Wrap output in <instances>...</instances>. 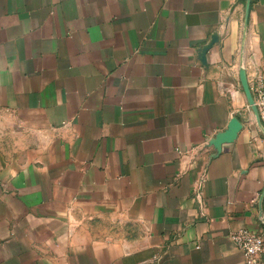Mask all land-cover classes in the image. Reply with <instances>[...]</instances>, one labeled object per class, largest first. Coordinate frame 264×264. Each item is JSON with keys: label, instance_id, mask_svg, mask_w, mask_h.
Segmentation results:
<instances>
[{"label": "crops", "instance_id": "0c3cea01", "mask_svg": "<svg viewBox=\"0 0 264 264\" xmlns=\"http://www.w3.org/2000/svg\"><path fill=\"white\" fill-rule=\"evenodd\" d=\"M246 3L0 0V264H245L231 233L264 234Z\"/></svg>", "mask_w": 264, "mask_h": 264}, {"label": "built area", "instance_id": "2783aa9c", "mask_svg": "<svg viewBox=\"0 0 264 264\" xmlns=\"http://www.w3.org/2000/svg\"><path fill=\"white\" fill-rule=\"evenodd\" d=\"M249 87L260 121L264 124V79L258 76L254 77ZM230 239L242 253L245 264H262L264 259V234L240 229L231 233Z\"/></svg>", "mask_w": 264, "mask_h": 264}, {"label": "water", "instance_id": "95a60500", "mask_svg": "<svg viewBox=\"0 0 264 264\" xmlns=\"http://www.w3.org/2000/svg\"><path fill=\"white\" fill-rule=\"evenodd\" d=\"M250 4H251V0H247V3H246V21L248 20ZM239 78H240L241 87L245 93V97H246L248 106L253 111L254 115L256 116L257 123L259 125H261L259 114H258L256 106L254 105V100H253V97H252V94L250 91V87H249V83H248V79H247L245 70L240 71ZM242 128L243 127L241 126L240 122H238V120H234L232 122V124L230 125L229 129L225 133L219 134L217 136V138L211 142V146L215 147L217 154L221 150L220 149L221 145L224 143L233 141L235 139L236 135L238 134V132Z\"/></svg>", "mask_w": 264, "mask_h": 264}]
</instances>
